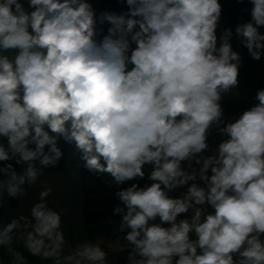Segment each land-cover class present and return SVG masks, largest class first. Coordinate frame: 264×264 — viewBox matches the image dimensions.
Here are the masks:
<instances>
[{
  "label": "clouds",
  "instance_id": "obj_1",
  "mask_svg": "<svg viewBox=\"0 0 264 264\" xmlns=\"http://www.w3.org/2000/svg\"><path fill=\"white\" fill-rule=\"evenodd\" d=\"M118 2L0 0V208L67 146L73 177L117 189L125 242L70 243L41 182L30 215L0 217L7 264H29L21 248L111 264L116 244L125 264H264V88L237 116L223 104L240 87L237 49L264 63V0H237L251 8L234 30L221 29L220 0Z\"/></svg>",
  "mask_w": 264,
  "mask_h": 264
},
{
  "label": "trees",
  "instance_id": "obj_2",
  "mask_svg": "<svg viewBox=\"0 0 264 264\" xmlns=\"http://www.w3.org/2000/svg\"><path fill=\"white\" fill-rule=\"evenodd\" d=\"M95 10L99 13L104 10L120 12L126 10L118 0H90ZM222 4L221 29L226 27L235 28L239 22L246 21L250 16L243 10L250 9L251 5L245 2L238 3L237 0H220ZM221 29H218V34ZM264 31V29H262ZM233 46L236 48L237 42L233 41ZM244 53L243 65L240 69V87L237 90V95L231 98H225L223 101L225 107V115L228 117L237 116L245 108L249 107L251 98L259 88H264V63L252 60L247 55V50L237 49ZM65 147V160H62L57 168H49L46 170L62 171L65 168L67 160V146ZM18 168V166H17ZM19 170V168H18ZM80 179L82 187V218L86 224L106 223L111 220L120 219L119 216L112 214L113 206L119 203L114 193L117 190L115 187H108L104 178H97L90 175L83 169H80ZM107 180V178H105ZM147 181H141V185ZM18 199H10V205L13 207L17 204ZM2 216V208H0V217ZM108 236L119 238L120 244L125 243L122 239V233H108ZM126 251H120L118 262L115 264H125Z\"/></svg>",
  "mask_w": 264,
  "mask_h": 264
},
{
  "label": "crops",
  "instance_id": "obj_3",
  "mask_svg": "<svg viewBox=\"0 0 264 264\" xmlns=\"http://www.w3.org/2000/svg\"><path fill=\"white\" fill-rule=\"evenodd\" d=\"M19 168V166H18ZM20 170V168H19ZM75 169L65 168L62 171L45 170V175L40 177V180L31 188L27 189V194L18 199L15 206L10 205V199L6 198L2 208V218L7 222L12 217L19 215H30L32 205L38 202L39 192L42 188L41 182L44 186H50L53 191L47 198L49 207L61 212L62 215V228L66 239L74 244L77 241L88 238L94 241H99L103 237L107 241L115 242L117 239L108 236V233L113 230L101 228L97 236H93L88 224L82 218V187L80 179V171L78 170L77 176L73 177L70 172ZM19 247V246H17ZM23 254L28 258L29 264H50V262L41 260L39 257L30 256L23 248L20 249ZM110 251L109 260L111 264L118 262L120 250L119 244H116ZM0 257L3 258L5 264L10 260L6 251L0 249Z\"/></svg>",
  "mask_w": 264,
  "mask_h": 264
},
{
  "label": "rangeland",
  "instance_id": "obj_4",
  "mask_svg": "<svg viewBox=\"0 0 264 264\" xmlns=\"http://www.w3.org/2000/svg\"><path fill=\"white\" fill-rule=\"evenodd\" d=\"M66 164H67L68 168L72 167V161L68 158V156H67ZM104 181H106L105 178H104ZM175 194H178V193H175ZM118 224H119V219H115V220H111V221L106 222V223H94V224H90L88 226L92 232V235L97 236L99 234V231L101 228H107V230H113V228L117 227Z\"/></svg>",
  "mask_w": 264,
  "mask_h": 264
}]
</instances>
